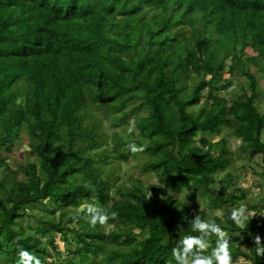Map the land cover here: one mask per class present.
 Wrapping results in <instances>:
<instances>
[{
  "label": "trees",
  "instance_id": "1",
  "mask_svg": "<svg viewBox=\"0 0 264 264\" xmlns=\"http://www.w3.org/2000/svg\"><path fill=\"white\" fill-rule=\"evenodd\" d=\"M37 2L27 8L11 0L10 10L2 0L0 9L4 264H17L21 249L41 264H175L171 252L178 241L198 235L191 231L194 215L232 234L227 237L232 264H262L253 238L259 235L264 243V185L252 181L261 190L249 193L251 203L243 204L247 213L256 214L248 216L244 227H237L230 215L243 199L231 190L243 195L240 181L258 174L257 168L264 179V113L256 106L264 77V0ZM81 30L87 41L61 39ZM42 69L45 75L35 78L33 71ZM130 121L135 125L131 135ZM224 128L231 131L223 141L239 142L223 145L240 173L226 170L220 185L200 176L192 161L178 166H194V180L157 171L152 184L144 152L128 149L130 143L145 150L154 144L177 145L191 160ZM24 143L27 149L18 160L13 151ZM113 158L120 164H113ZM223 161L232 164L224 156ZM163 165L169 171L173 162L163 160ZM54 170L63 177L47 182ZM119 176L124 180L114 181ZM194 182L206 205L222 210L220 216L169 192ZM85 203L115 218L92 228L80 212ZM216 239L210 238L206 255Z\"/></svg>",
  "mask_w": 264,
  "mask_h": 264
},
{
  "label": "clouds",
  "instance_id": "2",
  "mask_svg": "<svg viewBox=\"0 0 264 264\" xmlns=\"http://www.w3.org/2000/svg\"><path fill=\"white\" fill-rule=\"evenodd\" d=\"M20 1H22L25 6L29 4V0ZM60 9L64 11L65 7ZM12 21L15 25H22L20 19H12ZM3 26V22L0 19L1 37H3ZM84 31L85 30L75 31L73 33L67 32L64 34V37H61V39L70 41L73 44L87 41V39L83 37ZM41 75H44L42 71H33V76L35 78H38V76ZM134 131V121H130L128 125V133L131 135ZM228 141H223L221 137L218 141H213L212 145L204 146L201 149L195 150V154H193L191 160L185 154L183 149L177 145L167 146L164 144H154L151 145L149 149L145 150V146L143 145L137 146L135 143H130L128 145V149L133 154L144 152L147 158L145 167L149 172L146 177L150 181L151 179L148 176L151 175L155 178L157 171L172 175L181 174L182 176L186 177V180L192 179L190 176V171L195 172L194 166L199 169L198 174L200 176L206 177V179L210 181L214 179L213 174L215 172L226 167L223 161V156L226 158L231 154L226 147L224 148L223 143L226 142V145L228 144ZM195 144L196 143L192 144L190 147L194 146ZM151 149L155 150V152L152 155H149V150ZM196 159L197 161H195ZM163 160H166L167 162H173L172 169L167 171L163 165ZM183 161H192L189 164H193L194 166L190 167L189 164H186L185 166L179 167L178 163ZM176 167L180 168V170L175 171ZM62 177L63 175L59 171L56 172L54 170L46 177V180L47 182L58 183ZM155 183H157V180ZM87 186L88 185H85V187ZM206 207L211 208L207 205ZM80 212L84 213L82 218L92 228H95L97 225L104 226L108 223L110 218H115V213H113L110 217L103 208L91 203L82 204L80 207ZM249 215L255 216L256 214L247 213L246 207L242 204L239 208H234L232 210L230 219L237 227L242 228L245 226V221H247ZM184 219L187 218L185 217ZM190 225L191 231L198 233V235L183 236L178 241L176 247H174L171 252L172 259L175 261V264H232L229 239L227 238V233L219 225H217L214 221L202 220L199 215H194V220L190 222ZM178 227L180 226L178 225ZM134 232H136V230H134ZM213 235L217 237L215 247L212 248L210 254L206 255L205 253L210 247V238ZM253 243L255 245L256 255L264 256V243H262L261 237L259 235L254 236ZM18 255L19 259L17 264H41V259L27 250H19ZM169 264H171V262H169ZM262 264H264V261H262Z\"/></svg>",
  "mask_w": 264,
  "mask_h": 264
},
{
  "label": "rangeland",
  "instance_id": "3",
  "mask_svg": "<svg viewBox=\"0 0 264 264\" xmlns=\"http://www.w3.org/2000/svg\"><path fill=\"white\" fill-rule=\"evenodd\" d=\"M6 2L9 3V7H10V10H12V6L10 5V2L11 0H5ZM31 3H36L38 0H30ZM1 5H2V0H0V9H1ZM27 8L29 6H26ZM178 28V27H177ZM199 30H202L200 29L199 27H197ZM231 64H232V60H228L227 61V65H226V68L228 69L229 67H231ZM43 72V74L45 75V69H42L40 70ZM231 75V74H230ZM224 77H227V75H224ZM228 78V77H227ZM237 80H239L238 78H236ZM242 80V78H240ZM256 106L258 107V109L260 110L261 113H264V77L261 78L259 80V85H258V98L256 99ZM235 107L236 109H239L240 108V105L238 103L235 104ZM112 131V130H110ZM109 131V132H110ZM231 131L230 128H224L223 130L219 131L217 134H213L210 136V140L211 141H218L221 137L227 135L229 132ZM22 136V135H21ZM24 139V138H23ZM231 140V139H230ZM228 141V144L230 146H237L239 144L238 140H231V141ZM26 143H24V146L22 147V145H20L18 151H13L14 156L18 159V160H21V154L22 151H24L25 149H27V146L25 145ZM4 152H0V154H3ZM31 158V157H30ZM28 158V160L30 159ZM141 158H143L141 156ZM229 161H231L232 163V156H227L226 157ZM31 160V159H30ZM112 162L113 164L115 165H118L120 164V161L117 159V158H113L112 159ZM125 167V171L127 173H133V171H131L127 166H124ZM12 169L14 170L15 168L12 167ZM226 170H230V171H235V172H239L240 173V170H239V163H235V164H230L228 166H226L225 168L221 169V170H218L217 172H215L213 174L214 176V181L218 182V184L220 185L221 183V179L223 178L224 176V173ZM257 173L258 174H254V173H251L247 179H245L246 181L244 180H241L240 181V186L242 189H244L245 193H243V195H241V193H238V192H235L234 189H232L231 191L233 193H235V195L237 197H240V198H243V199H240L239 202H237V204L235 205V208H239L242 204L246 203L247 204V201L249 203H251V197H250V194L249 193H253V194H257V193H260V190H261V186L260 185H255L252 183L253 182H256V181H259L261 182L263 185H264V179L261 178L260 174L262 173V169L260 168H257L256 169ZM150 179H151V183L152 184H155L156 182V179L149 175L148 176ZM45 178V177H44ZM117 180H124V177L123 176H119L117 177L114 181H117ZM45 182V181H43ZM42 182V183H43ZM119 182V181H118ZM196 182H194L192 185H189L187 186L186 188L184 189H170L169 192L172 194V197L177 199V200H180V201H183L185 204L187 205H192V204H199L200 206H202L203 208L206 209L207 213H209L210 215H216V216H220L221 213H222V210L220 208L218 209H210L208 207H206V202H207V198L206 197H200L197 193V189H196ZM218 186V185H217ZM239 186V184H238ZM239 186V187H240ZM220 193L224 196L227 195V191L226 190H220ZM39 209H42L43 212L45 210L44 206H40ZM264 211H262L260 213V216L263 218V222H264ZM24 227H27L29 225V223H27L26 221L23 223ZM226 233H227V237L232 235L231 233H229L228 231L224 230ZM136 232H134L133 236L135 235ZM133 236L130 237V239L133 238ZM58 238V236H56ZM240 249V248H238ZM235 250V249H233ZM241 258V257H239ZM242 260H244L243 258H241Z\"/></svg>",
  "mask_w": 264,
  "mask_h": 264
},
{
  "label": "bare ground",
  "instance_id": "4",
  "mask_svg": "<svg viewBox=\"0 0 264 264\" xmlns=\"http://www.w3.org/2000/svg\"><path fill=\"white\" fill-rule=\"evenodd\" d=\"M31 4H32V3H31V1L29 0V4H28L27 6H29V5H31ZM43 170H44V172H45V165L43 166ZM12 217H13V219L16 220V221H19V219L22 218V217H19V216H16V215H13ZM22 219L25 220V218H22ZM44 244H45V243H44ZM39 255H40V257H41L42 259H43V257L45 256L44 254H39ZM4 263H5L4 258L0 256V264H4Z\"/></svg>",
  "mask_w": 264,
  "mask_h": 264
}]
</instances>
